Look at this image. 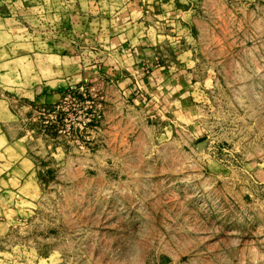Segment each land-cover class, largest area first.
Masks as SVG:
<instances>
[{
    "label": "rangeland",
    "instance_id": "374dc122",
    "mask_svg": "<svg viewBox=\"0 0 264 264\" xmlns=\"http://www.w3.org/2000/svg\"><path fill=\"white\" fill-rule=\"evenodd\" d=\"M0 97V264H264V0H0Z\"/></svg>",
    "mask_w": 264,
    "mask_h": 264
},
{
    "label": "crops",
    "instance_id": "0c3cea01",
    "mask_svg": "<svg viewBox=\"0 0 264 264\" xmlns=\"http://www.w3.org/2000/svg\"><path fill=\"white\" fill-rule=\"evenodd\" d=\"M116 25V23H114ZM136 21H134V19H132V17L130 18L129 16H127V19L123 20V27H119L120 29L116 30V27L112 26L113 29H111L109 31V40L112 43L111 46H116V50L119 51V49L124 50L127 49L129 50L128 52L125 50L124 53H132L136 56L137 54H139V61L143 59V57H141V52H142V45L144 44V41H140L141 43H138L140 46L138 47H134L133 45L136 43V40L138 37H140V40H143L144 38L141 37L137 31H135V27H136ZM121 26L118 25L117 23V27ZM141 34V33H140ZM142 47V48H141ZM139 50V51H138ZM144 50V49H143ZM149 54V53H148ZM138 61V62H139ZM142 64V63H141ZM139 65V64H138ZM157 71V69H155ZM154 70V71H155ZM168 69H161L160 73H161V79L155 82H150L148 84H150V87H154L155 91L158 90L162 92L163 90L171 91L172 93L174 92H179L182 87V83H184V80L181 79V77H176V79L172 76L168 74ZM159 71V70H158ZM152 84V85H151ZM13 113L11 111L9 102L6 98L4 97H0V165L3 166L5 163L8 165V167H13L14 168V164L16 161L19 160L21 154H17L16 159L13 157L15 156V150H14V146L17 145V141H19L15 134L11 133V120L13 119ZM17 139V140H16ZM7 157L5 163L4 160L2 158H6ZM2 170V167H1Z\"/></svg>",
    "mask_w": 264,
    "mask_h": 264
}]
</instances>
